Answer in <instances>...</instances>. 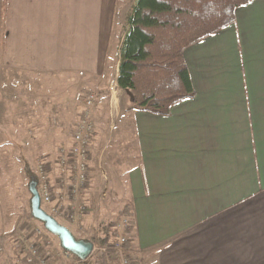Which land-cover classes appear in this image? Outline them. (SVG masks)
<instances>
[{"label": "crops", "instance_id": "1", "mask_svg": "<svg viewBox=\"0 0 264 264\" xmlns=\"http://www.w3.org/2000/svg\"><path fill=\"white\" fill-rule=\"evenodd\" d=\"M125 1L0 0V76H54L57 85L102 73ZM184 56L196 96L167 116L132 111L138 162L109 170L115 185L104 197L89 172L88 231L129 207L134 264H264V0ZM12 256L6 248L0 264Z\"/></svg>", "mask_w": 264, "mask_h": 264}, {"label": "rangeland", "instance_id": "2", "mask_svg": "<svg viewBox=\"0 0 264 264\" xmlns=\"http://www.w3.org/2000/svg\"><path fill=\"white\" fill-rule=\"evenodd\" d=\"M135 1L126 0L121 4L117 16L119 41L109 44L102 73L97 69L92 77L63 75L57 85L54 76L36 78L25 74L8 75L7 71L0 76V242L10 249L14 264L24 259L23 254L15 252V242L21 237L33 239L35 229L44 227L30 216L31 180L24 170L26 160L35 176L38 165L44 163L52 180L59 177L60 154L72 142L89 94L97 96L96 134L91 146L89 172L94 171L101 182L104 181L98 186L97 196H107L114 188L115 182L108 181V175L113 177L111 172L123 174L138 162L131 95L120 91L116 85L122 38ZM114 94L118 98L116 110L111 104ZM115 113V122L111 123ZM90 189L92 187L87 184L79 197L80 203L87 206V212L93 207ZM85 216L80 219L83 230L87 235H98L103 225H96L95 232L88 231L91 226L87 225ZM72 228L78 237L85 239L86 234ZM55 241L60 244L58 238Z\"/></svg>", "mask_w": 264, "mask_h": 264}, {"label": "trees", "instance_id": "3", "mask_svg": "<svg viewBox=\"0 0 264 264\" xmlns=\"http://www.w3.org/2000/svg\"><path fill=\"white\" fill-rule=\"evenodd\" d=\"M252 1L136 0L128 17L117 79L118 86L131 93V109L167 116L176 104L194 98L196 90L184 56L186 49L235 24L237 9ZM24 170L30 180L36 178L27 160ZM132 215L129 207L119 214ZM99 233V246L115 241L111 224L101 226ZM130 246V241L124 243L128 252ZM52 255L55 261L56 252ZM23 260L25 264H37L30 255ZM78 260L79 264L117 263L116 253L111 250Z\"/></svg>", "mask_w": 264, "mask_h": 264}, {"label": "built area", "instance_id": "4", "mask_svg": "<svg viewBox=\"0 0 264 264\" xmlns=\"http://www.w3.org/2000/svg\"><path fill=\"white\" fill-rule=\"evenodd\" d=\"M96 103V94H89L85 99L72 142L60 154L59 177L52 180L44 163L38 165L36 173L42 208L60 223L65 221L72 227H76L81 234L87 233L81 227L80 222L84 214H87V206L80 203L79 197L88 184L91 146L96 134L94 118ZM111 225L115 230V241L106 246L98 245L100 233L96 236L86 234L85 240L94 244L90 257L111 250L116 253V264H134L133 258L124 247V243L130 241V233H126L127 229H131L129 217L124 216L123 219ZM34 233L31 240L21 237L15 242L21 254L30 255L37 264H79V260L56 243L55 236L46 231L44 227L36 228ZM53 251L56 252L55 261ZM5 252V245L0 242V253Z\"/></svg>", "mask_w": 264, "mask_h": 264}, {"label": "water", "instance_id": "5", "mask_svg": "<svg viewBox=\"0 0 264 264\" xmlns=\"http://www.w3.org/2000/svg\"><path fill=\"white\" fill-rule=\"evenodd\" d=\"M31 197L32 217L43 224L46 231L56 236L63 249L69 251L81 261H85L92 255L94 244L85 239H78L74 233L64 224L49 215L41 206V197L38 190V181L33 178L29 183Z\"/></svg>", "mask_w": 264, "mask_h": 264}]
</instances>
